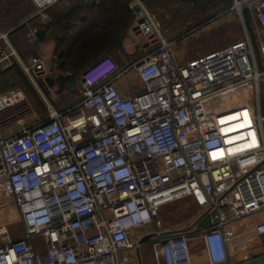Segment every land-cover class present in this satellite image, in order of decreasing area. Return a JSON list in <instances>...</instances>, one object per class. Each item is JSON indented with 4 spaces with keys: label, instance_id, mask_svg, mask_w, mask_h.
<instances>
[{
    "label": "built area",
    "instance_id": "2783aa9c",
    "mask_svg": "<svg viewBox=\"0 0 264 264\" xmlns=\"http://www.w3.org/2000/svg\"><path fill=\"white\" fill-rule=\"evenodd\" d=\"M32 1L45 24L59 0ZM231 1L207 23L232 12L243 20L247 11L256 48L245 37L178 61L176 44L199 27L173 37L131 0L135 60L120 68L99 58L64 110L44 58L25 61L0 33V68L17 65L45 108L38 119L22 90L0 93V209L12 201L24 226L14 239L11 222L0 220V264H131V253L139 264H194L193 243L203 264H234L225 229L254 214L262 215L254 232L264 261V0ZM28 30L38 43V29ZM131 72L140 90L123 95L117 82ZM187 198L202 210L197 222L211 212L217 222L164 226L159 210Z\"/></svg>",
    "mask_w": 264,
    "mask_h": 264
},
{
    "label": "trees",
    "instance_id": "16d2710c",
    "mask_svg": "<svg viewBox=\"0 0 264 264\" xmlns=\"http://www.w3.org/2000/svg\"><path fill=\"white\" fill-rule=\"evenodd\" d=\"M140 1L150 11L157 6H175L169 12L180 19L196 15L195 8L205 11L207 14L203 17L197 16L198 25L194 28L231 6V0ZM22 2L26 4L23 5ZM130 2L131 0H96L92 4H87L86 0H59L56 8L47 11L49 17L47 23H36L34 18L37 16L33 17L30 23L38 29V43L48 40L56 43L60 47L57 49L59 65L68 71L67 75H60L56 80V84L60 87L58 91L60 100L71 98L70 100L73 101L79 98L65 93L63 90L66 88L63 87L78 80L85 67L99 57L107 54L105 56H111L118 66L122 67L120 59L122 40L134 18L133 12L129 9ZM1 3L2 0H0V29L6 31L15 28L9 37L12 36L13 42L10 40L23 59L28 58L26 55L30 53L36 54L39 44H32L25 38L30 24L18 26L24 18L33 13L34 7L30 1L11 0L5 5ZM245 15H247L246 11ZM171 35L173 36L172 31ZM15 88L22 90L27 99L37 104L36 93L17 65L0 68V91L5 92Z\"/></svg>",
    "mask_w": 264,
    "mask_h": 264
},
{
    "label": "crops",
    "instance_id": "0c3cea01",
    "mask_svg": "<svg viewBox=\"0 0 264 264\" xmlns=\"http://www.w3.org/2000/svg\"><path fill=\"white\" fill-rule=\"evenodd\" d=\"M56 5H57V2L53 5H51L47 9V11L50 9L53 10L54 7L56 8ZM230 14L225 16V20L223 18H221V19L224 21L230 20V18H229ZM234 14L236 15L238 21L240 22V26L242 27V29L244 28L243 36L238 40H241V39H244L245 37H248L250 39V41L254 44V47L256 48V46H255V35H254V25L251 21V18L248 15V12H247V15H245V11H244V14H243L244 19L243 20H241L236 13H234ZM48 20H49V17H48ZM26 22L27 21L22 22V23L20 22L18 24V26L25 25ZM14 29L15 28L9 29L7 31H0V33H8V39L12 40V36L10 38L9 34ZM27 33H26V35H27ZM26 35H25V38H26ZM127 36L128 35L126 32L125 37L122 40V47L125 45L124 43L127 40L126 39ZM11 40H10V42H11ZM12 42H13V40H12ZM38 44L39 45L37 46V53L34 55H40L44 58L46 68L48 70V78H52V80H53L52 85H50L49 83L48 84L50 86H52V89H54L55 86H58V84H56L57 78L60 75H67V73H68L67 70H64V68L62 69V67L59 65V52L57 49H60V47L57 46V44L54 43L52 40H48L46 42L38 43ZM13 46H14V44H13ZM42 48H44V51ZM176 49L177 48L175 47L174 57L178 61H186V60H190L194 57L201 56V55L193 56L191 54L188 57H185V54H184L185 51L184 50H177L176 51ZM220 49H222V48H220ZM212 51H214V50H212ZM256 54H257L256 55L257 63H258L259 68L261 69L262 67L260 65V59H259L258 53H256ZM31 55H32L31 53L26 55L28 58H26L24 60L27 61L31 57L34 56V55L31 56ZM105 55H107V54H105ZM105 55H103V56H105ZM101 57H99V58H101ZM109 57H111V56H109ZM97 60H95V61H97ZM95 61L91 62L88 66H86L85 69L81 72V74L89 66H91ZM121 68H123V67H121ZM134 75L135 74L132 72L128 73L125 77H123L122 79H120L117 82V87L123 95L133 96L134 94H136L140 90V87H139L140 83H139L137 77ZM15 89H19V88H15ZM5 92H7V91H5ZM5 92L0 91V93H5ZM37 98H38L37 104L35 102L34 103L31 102L29 99L28 100H29V103L31 104L34 112H35L36 117L38 119H42L45 117V108H44V106L42 107V102L38 96H37ZM70 99L71 98H64V99L60 100V98H58L57 102L55 103L56 108L58 110H64V109L72 106L78 100V98H76L73 101H71ZM260 105H261L260 107L263 109L264 108V93L260 99ZM241 136L242 135H238L235 138H240ZM239 140H242V139H238V141ZM244 145H246V144H240L236 147H242ZM185 200H190L193 203V205L195 206L194 207L195 208L194 213H192V216L190 217V219L195 217V222H193V224L190 225V227H195V226L198 227L196 222H197L199 216L201 215V211H198L199 208L194 204L192 199L187 198ZM7 204L8 205L5 208L0 209V220H7V221L11 222L9 229H10L11 236L14 239L23 237L24 226L19 219L18 211L14 207L12 201H8ZM261 219H262V215L254 214L252 216H249V217H246L244 219L233 222L226 227L224 237H225V240L227 243V249H228V252L231 256L232 263L240 264L242 262H247L248 260H251V259H258L261 256L262 248L260 245V238L254 232V225L256 223H258ZM32 243L35 244L38 249H43V247H44L41 240H39L38 238L32 239ZM147 252L149 253V251L146 250L145 253H147ZM130 257H131V264H139V262L136 260L137 258H136L135 253H131ZM144 262L150 263V262H152V258L148 255L146 258H144ZM257 262H258L257 264H264V261L261 259L260 260L258 259ZM252 264H256V263L252 262Z\"/></svg>",
    "mask_w": 264,
    "mask_h": 264
},
{
    "label": "rangeland",
    "instance_id": "374dc122",
    "mask_svg": "<svg viewBox=\"0 0 264 264\" xmlns=\"http://www.w3.org/2000/svg\"><path fill=\"white\" fill-rule=\"evenodd\" d=\"M11 0H2V3L5 5L6 3L10 2ZM23 1V0H22ZM32 7H34L33 13L26 18H24L22 22H25V25H28V28L31 27V23L33 20V17H35L36 23H41L40 16L36 15L37 9L35 5L33 4L32 0H29ZM67 1V0H65ZM1 3V4H2ZM23 5H25V2H22ZM232 4V1H231ZM175 8V6H157L151 12H153L158 19L166 26H168L172 33L173 37L180 38L183 37L185 34H187L190 29L194 28L196 25H198V18L203 17L207 13L205 11H199L197 8L194 9L196 15H192L189 18H178V16L173 15L171 12H169L170 9ZM221 13V12H220ZM218 13V14H220ZM217 15V14H216ZM214 15L213 17H215ZM211 17V18H213ZM225 20V17H222ZM230 20L224 21L221 18L215 19L212 22L207 23L208 21L204 22L199 26L197 30L193 33L185 35L182 39L178 41L176 44V51L177 50H184L185 57H188L189 55H204L212 50H218L220 48H223L234 41H237L243 36L244 28L240 26V22L238 21L236 15L234 13H231L229 15ZM223 21V22H222ZM3 23V22H2ZM42 24V23H41ZM187 27H184V26ZM129 29V28H128ZM0 31H4L0 29ZM7 31V30H6ZM128 31V30H127ZM125 45L122 47L121 50V66L124 67L136 58V53L133 48V41L128 36L126 38ZM44 51V48H42ZM135 76V75H134ZM80 79L81 75L79 76L78 80L75 82L64 86L63 91L67 94H70L72 97L79 96L80 91ZM47 82L52 85L53 80L52 78H48ZM60 90L59 86H55L53 89L54 96L58 99L60 95H58V91ZM43 107V103H42ZM195 206L190 200H179L177 202L171 203L169 205H166L162 207L158 212V218L163 223L164 226L168 228H172L174 230L184 228L188 229L190 225L195 222V217L191 218L192 213H194ZM198 211H202L201 209H198ZM187 221V222H186ZM186 223V224H185ZM196 243H193V259L194 264H203L204 260L201 256L198 257V251L195 250ZM146 251L145 248L142 249V252ZM199 258V259H198Z\"/></svg>",
    "mask_w": 264,
    "mask_h": 264
},
{
    "label": "water",
    "instance_id": "95a60500",
    "mask_svg": "<svg viewBox=\"0 0 264 264\" xmlns=\"http://www.w3.org/2000/svg\"><path fill=\"white\" fill-rule=\"evenodd\" d=\"M96 0H86V3L87 4H92L93 2H95ZM48 79V78H47ZM214 215H215V212H211L210 215H206L204 216L203 218H201L198 222H197V226L199 228H208L211 226V218H212V222L213 224H215L217 221L214 219ZM147 238H145V240H147Z\"/></svg>",
    "mask_w": 264,
    "mask_h": 264
},
{
    "label": "bare ground",
    "instance_id": "6f19581e",
    "mask_svg": "<svg viewBox=\"0 0 264 264\" xmlns=\"http://www.w3.org/2000/svg\"><path fill=\"white\" fill-rule=\"evenodd\" d=\"M40 4H42V0H37Z\"/></svg>",
    "mask_w": 264,
    "mask_h": 264
}]
</instances>
